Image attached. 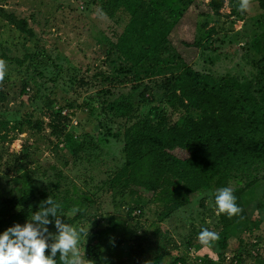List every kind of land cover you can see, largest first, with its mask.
I'll return each mask as SVG.
<instances>
[{
  "label": "rangeland",
  "instance_id": "obj_1",
  "mask_svg": "<svg viewBox=\"0 0 264 264\" xmlns=\"http://www.w3.org/2000/svg\"><path fill=\"white\" fill-rule=\"evenodd\" d=\"M201 2L195 3L199 11ZM227 3L220 16L199 15L198 20L213 27L214 33L201 43L190 65L214 79L231 75L251 81L257 91L264 86V60L253 43L264 32V9L250 2L242 15H231ZM107 10V15L101 11L98 0H0V55L8 58L0 82L8 92L7 100L0 103V190H11L20 177L15 161L23 157L25 146L28 156L21 169L45 191L51 181L58 184L59 193L79 200L77 209L85 217L73 226L89 229L79 245L85 259L94 264H147L148 258L165 251L159 264H175L177 259L187 264H235L230 259L236 253V239L225 251L227 262L221 260L215 242L204 246L198 240L204 228L220 230L212 201L220 188L212 185L190 194L189 203L160 224L164 235L159 242L150 234L149 224H157L153 204L128 213L133 206L129 197L112 200L104 192L102 182L124 159L123 138L116 136L118 124L105 116L102 104L127 95L146 113L160 97L159 85L167 76L136 79L137 69L123 57L114 52L105 55L127 21L125 14ZM102 75L113 81L103 80ZM25 119L41 121L43 129L31 127ZM67 135L73 143L66 141ZM77 143L83 148L73 156L72 145ZM175 154L184 156L181 151ZM251 177L231 175L226 187L243 186ZM252 197L248 214L251 217L255 211L261 224L237 234L244 244L242 264H253L245 250L264 253V181ZM18 210L16 206L13 212ZM48 228L56 234L54 221ZM103 228V235L94 234Z\"/></svg>",
  "mask_w": 264,
  "mask_h": 264
},
{
  "label": "trees",
  "instance_id": "obj_2",
  "mask_svg": "<svg viewBox=\"0 0 264 264\" xmlns=\"http://www.w3.org/2000/svg\"><path fill=\"white\" fill-rule=\"evenodd\" d=\"M196 1L182 4L180 0H98L104 14L109 9V14L127 16L122 31L115 33V41L108 45L105 55L110 57L114 52L123 57L137 69L136 79L167 75L159 85L160 97L146 113L127 95L102 104L105 116L118 124L116 136L123 138L124 159L122 166L102 182V187L112 200L129 197L133 206L128 213L133 208L153 204L157 224H149L150 234L159 242L164 235L160 224L186 206L190 194L212 185L226 187L231 175H252L243 186L233 189L242 212L231 218L217 212L220 238L215 243L222 251L220 258L228 261L225 251L236 239V253L230 260L242 264L241 245L244 244L237 234L257 229L261 224L255 218V211L249 216L248 207L255 190L264 181V86L255 91L251 81H241L231 75L214 79L192 68L190 61L201 43L214 33L213 27L206 28L198 17L209 13L220 16L225 0H201L202 11L195 7ZM227 1L231 15L244 13L239 10V0ZM251 2L264 9V0ZM253 46L264 60V32ZM0 59L8 58L0 55ZM102 78L108 80L103 75ZM80 81L83 82V76ZM144 91L149 88L145 87ZM7 95L0 88V103L7 100ZM23 122L43 129L41 121L25 119ZM66 141L72 142L71 136L67 135ZM82 148V143L72 145V155L77 156ZM23 150V157L15 161L20 177L14 180L11 190H0V234L30 218L49 196L62 205L59 213L63 216L62 222L73 225L81 221L84 211H75L79 200L59 193L58 184L51 181L47 182L49 191H45L21 169V161L28 156L25 146ZM175 151L184 152V156ZM212 201L217 210L215 195ZM16 206L19 210L13 212ZM105 230L99 229L94 234L103 235ZM251 250H245V254L253 264H264V253ZM165 253L148 258L146 263L159 264ZM55 259L60 264L59 253ZM179 262L187 264L184 259H177L175 264Z\"/></svg>",
  "mask_w": 264,
  "mask_h": 264
},
{
  "label": "clouds",
  "instance_id": "obj_3",
  "mask_svg": "<svg viewBox=\"0 0 264 264\" xmlns=\"http://www.w3.org/2000/svg\"><path fill=\"white\" fill-rule=\"evenodd\" d=\"M250 2L239 0V10L247 11ZM6 70V61L0 59V82L4 80ZM214 195L218 214H227L231 218L242 212L232 188L222 187ZM61 208L62 205L49 196L23 225L17 223L0 234V264H57V253L60 264H94V261L85 259V253H81L79 246L81 236L88 237L89 229L62 222ZM53 221L56 234L49 232L48 228ZM219 238L218 233L207 228L198 235L204 246H210ZM47 250L50 254H46Z\"/></svg>",
  "mask_w": 264,
  "mask_h": 264
},
{
  "label": "built area",
  "instance_id": "obj_4",
  "mask_svg": "<svg viewBox=\"0 0 264 264\" xmlns=\"http://www.w3.org/2000/svg\"><path fill=\"white\" fill-rule=\"evenodd\" d=\"M226 258V260H229V257H225ZM178 264H182L181 262H179Z\"/></svg>",
  "mask_w": 264,
  "mask_h": 264
}]
</instances>
